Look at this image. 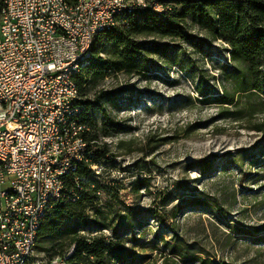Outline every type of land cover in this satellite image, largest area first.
Instances as JSON below:
<instances>
[{
	"label": "rangeland",
	"instance_id": "1",
	"mask_svg": "<svg viewBox=\"0 0 264 264\" xmlns=\"http://www.w3.org/2000/svg\"><path fill=\"white\" fill-rule=\"evenodd\" d=\"M190 30V42L155 39L160 49L144 52L141 71L111 73L91 92L104 110L94 113L98 124L121 131H91L104 154V189L66 228L118 237L136 264H162L165 256L177 264H264V134L256 129L264 112L236 120L199 103L203 92L231 91L223 71L229 55L223 42ZM202 159L213 161L208 174L195 165ZM194 199L202 203L188 206ZM175 207L177 216L160 224L158 215L170 217ZM33 253L34 264L48 262Z\"/></svg>",
	"mask_w": 264,
	"mask_h": 264
},
{
	"label": "built area",
	"instance_id": "2",
	"mask_svg": "<svg viewBox=\"0 0 264 264\" xmlns=\"http://www.w3.org/2000/svg\"><path fill=\"white\" fill-rule=\"evenodd\" d=\"M136 6L133 0H85V8H74L72 0H3L0 9V264H34L33 235L39 211L46 217L62 201L58 189H67L70 202L78 197L68 192L71 165H86L99 179L102 161L93 162L87 143L67 147L71 134L89 132L76 98L72 62L85 54L93 41V30L113 26L122 30L130 18L115 16L119 7ZM167 6V12L170 6ZM61 25L62 33L53 32ZM65 100H75L65 108ZM56 128H65L56 137ZM77 182V180H75ZM79 187V186H78ZM45 195L54 203L45 204ZM30 248V256L22 249ZM54 258L50 264H67Z\"/></svg>",
	"mask_w": 264,
	"mask_h": 264
},
{
	"label": "trees",
	"instance_id": "3",
	"mask_svg": "<svg viewBox=\"0 0 264 264\" xmlns=\"http://www.w3.org/2000/svg\"><path fill=\"white\" fill-rule=\"evenodd\" d=\"M155 1L166 11L157 13L148 7L128 14L129 24L122 26V30L113 28L95 39L87 65L75 76L79 104L83 108L82 120L90 130L85 134V140L91 145L93 162L103 160L104 154L91 131L96 130L104 137H109L119 133L121 127L112 123L109 126L106 123L98 124L94 113L96 110H104L99 98H90L91 92L111 73L141 71L146 64L144 52L156 54L160 49L155 39L192 41L195 36L190 30L191 26L197 27L209 38L226 44L229 55V62L223 71L231 91L226 90L216 97L203 92L205 100H199V103L217 104L224 118L241 119L264 112V0ZM166 5L171 9L168 12ZM150 38L153 40L142 42ZM108 45L110 48H107ZM256 129L264 134L263 124L256 126ZM195 165L202 174H208L212 170L213 161L202 159L196 161ZM73 173L76 175L67 179L66 186L68 192H73L78 199L70 202L66 198L67 189L64 190L62 201L45 216L39 228L36 252L48 256L45 264H50L54 258H63L72 248L73 253L67 259V264H136V255L128 251L118 237L110 241L102 235L87 238L73 228H66L67 221L85 216L87 208L95 202L93 193L104 189L98 181L99 177L91 174L86 165L78 166ZM200 203L201 200L194 199L187 205L192 207ZM181 209L175 207L170 217L158 215L157 219L160 224L166 225ZM176 255L184 257L185 254ZM162 264L177 263L172 257L165 256Z\"/></svg>",
	"mask_w": 264,
	"mask_h": 264
},
{
	"label": "bare ground",
	"instance_id": "4",
	"mask_svg": "<svg viewBox=\"0 0 264 264\" xmlns=\"http://www.w3.org/2000/svg\"><path fill=\"white\" fill-rule=\"evenodd\" d=\"M39 1H46V0H39ZM133 1H134V5L136 6H151L153 4V1L151 2H147L145 0H133ZM72 2L74 4V8H85V0H72ZM30 3H37V0H30ZM155 5H156V10L153 9V11L157 13H162L166 11V9L160 6L156 1H155ZM146 8L148 7H143V8L133 7V6L119 7L118 9H115V16H121L123 18H127L129 16L128 14L135 12L136 10L142 11ZM126 25L127 24H123L122 26H126ZM113 28H114L113 26H105V27H100V28H96V30H93V41H89L88 44H86L85 54L79 56V58H75V61L72 62V70H75V76L79 74L82 68L87 65L89 56H90V50H91L92 44L95 41V39L99 35L107 31H110ZM53 32L62 33V26L53 25ZM75 94H76V98H79L78 87H75ZM74 107H75V100H65V108H74ZM82 109L83 108L79 106V110H70V117L79 118V115L82 114ZM86 133L87 132L83 134H71L70 138L67 139V147H75L80 142H84V143H87L88 149L91 150L90 149L91 145L85 140ZM63 135H65V128H56V137H63ZM78 166L79 165H71V173L75 172ZM94 175L99 177L98 174H94ZM64 190L65 189H58V198H63ZM52 203H54V196L45 195V204H52ZM45 216H46V211H39V218H45ZM41 224L42 222L37 224V232H35L33 235L32 253L37 244V236H38V231H39ZM22 256H30V248H23Z\"/></svg>",
	"mask_w": 264,
	"mask_h": 264
}]
</instances>
